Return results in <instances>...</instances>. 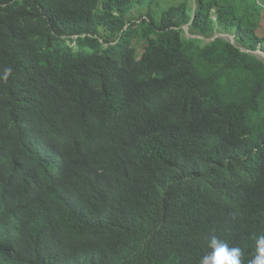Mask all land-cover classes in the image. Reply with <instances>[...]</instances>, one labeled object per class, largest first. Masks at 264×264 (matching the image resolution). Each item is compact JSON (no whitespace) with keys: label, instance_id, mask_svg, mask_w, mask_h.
<instances>
[{"label":"trees","instance_id":"trees-1","mask_svg":"<svg viewBox=\"0 0 264 264\" xmlns=\"http://www.w3.org/2000/svg\"><path fill=\"white\" fill-rule=\"evenodd\" d=\"M158 1L0 0V96L44 97L48 150L70 147L53 204L70 223L42 239L3 237L2 251L21 244L1 264H120L161 234L181 248L163 264H198L213 234L243 264L255 254L264 0H176L129 16ZM7 146L16 159L18 142Z\"/></svg>","mask_w":264,"mask_h":264},{"label":"clouds","instance_id":"clouds-1","mask_svg":"<svg viewBox=\"0 0 264 264\" xmlns=\"http://www.w3.org/2000/svg\"><path fill=\"white\" fill-rule=\"evenodd\" d=\"M12 72V67H5L2 79L6 82ZM46 107L44 97L41 102L32 103L21 94L0 96V241L3 237L22 241L28 232L42 239L59 226L68 224L64 216L55 214L53 204L58 189L55 180L70 165L69 140L59 151L48 150L50 137L44 133L43 124L51 117ZM13 141L18 142L16 159L7 146ZM60 191L66 205L71 208L72 198L65 191V186ZM20 244L4 243L9 251H14ZM207 246L209 251L200 257L198 264H243L241 248L230 246L222 238L211 235ZM180 249L177 244H169L161 234L137 250L133 261L120 264H163L161 256L167 257ZM9 251L0 250V264L7 259ZM40 251L44 255L43 247ZM247 264H264V233L255 238V254Z\"/></svg>","mask_w":264,"mask_h":264},{"label":"rangeland","instance_id":"rangeland-1","mask_svg":"<svg viewBox=\"0 0 264 264\" xmlns=\"http://www.w3.org/2000/svg\"><path fill=\"white\" fill-rule=\"evenodd\" d=\"M176 0H159L158 2H155L154 4H147L144 6H137L130 14L129 16L132 17V15L137 18L138 20H140L141 18H143L144 16L147 15L148 12L153 13L154 15H158L157 13L159 11H162L164 8L169 7L170 5H172ZM193 6L195 5V0L192 1ZM185 31L189 36H196V37H200L199 35L196 34H192L190 33L189 30V26L186 25L185 27ZM219 35L221 37H225L227 39H231L236 45L238 44V41L236 40V38L234 36L231 35H227V34H216ZM207 39V38H206ZM209 39V38H208ZM141 44L139 45V51L142 50V48H140ZM254 54H256L258 57H260L261 59L264 60V51L263 50H259L254 52ZM65 221L69 224L70 223V217H65ZM153 260H157V258H155V256H151L150 257Z\"/></svg>","mask_w":264,"mask_h":264}]
</instances>
